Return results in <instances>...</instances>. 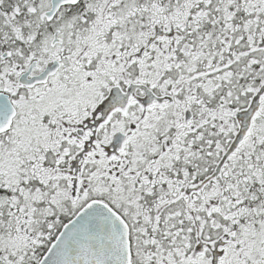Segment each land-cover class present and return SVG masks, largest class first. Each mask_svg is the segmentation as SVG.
<instances>
[{
    "label": "snow or ice",
    "instance_id": "obj_1",
    "mask_svg": "<svg viewBox=\"0 0 264 264\" xmlns=\"http://www.w3.org/2000/svg\"><path fill=\"white\" fill-rule=\"evenodd\" d=\"M0 264H264V0H0Z\"/></svg>",
    "mask_w": 264,
    "mask_h": 264
}]
</instances>
